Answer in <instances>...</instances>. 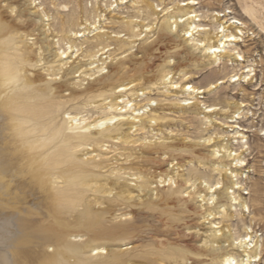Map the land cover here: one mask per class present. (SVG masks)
Listing matches in <instances>:
<instances>
[{
	"label": "bare ground",
	"instance_id": "obj_1",
	"mask_svg": "<svg viewBox=\"0 0 264 264\" xmlns=\"http://www.w3.org/2000/svg\"><path fill=\"white\" fill-rule=\"evenodd\" d=\"M14 1L0 0V264H155L159 259L172 257L177 250L189 252L191 249L185 250L176 241H170L169 236L177 234L179 214L172 218L162 206L182 198L186 179L180 178L178 185L171 187L172 180L175 183L181 174L159 177V185L152 188L142 178L139 161L144 160L143 155L120 154L121 158L102 170L105 165L93 158L86 160L84 156L88 151L82 153L90 149L88 146L100 149L106 141L125 140L128 124L157 121V115L151 112L126 117L121 114L122 107L130 100L119 107L120 97L126 92L134 95L141 84L129 77L132 69L123 65L125 56L115 58V61L113 58L107 61L109 55L100 57L107 50H99L116 39L110 38L108 44L91 52L86 69L95 67L92 73H84L79 81L49 82L46 75L55 76L56 73L43 74L42 67H36L41 61L44 64L62 59L66 57L62 53L67 52L65 49L60 51V48L51 49L54 42L49 41V36L53 33L48 34L46 25L42 24L46 20L45 13L36 9L31 11L36 6L28 0L19 5ZM116 1L118 4L124 2ZM195 3V0H188L181 5L189 7ZM172 17L160 23L162 35L158 42L181 37L180 44L186 46L193 30L198 32L201 29L195 24L198 18L193 12ZM83 24V33L70 31L65 35L67 42L72 36L84 35L90 27L95 28L86 21ZM127 24L134 36L140 34L133 30L132 21ZM138 26L143 28V25ZM227 35L237 37L238 29L232 27ZM227 35H223L225 39L222 41L221 34L209 36L204 32V38L195 44V49L201 52L199 58L216 57L217 54H212L210 49L231 42ZM28 39L33 40L28 42ZM156 42L148 43L147 53L154 49ZM238 55L233 59L240 60ZM170 61L167 57L164 64L170 66ZM94 62L96 65L90 67ZM63 64L62 76L69 71L75 74L82 67L71 64L63 67ZM174 68L172 65L163 70L161 78L166 80ZM84 79H87L85 85ZM223 81L220 79L221 83ZM216 85L212 83L210 87ZM182 87L183 91L191 89L196 93L206 89L188 83ZM101 96L103 99L110 97L107 102L110 112L106 117L86 122V118L79 115L82 108ZM69 103L74 104L67 111ZM233 106L237 104L231 103ZM113 119L116 120L111 122ZM224 152L225 157L231 156L230 152ZM211 154L216 155L215 152ZM154 158L163 160L162 156ZM169 162L171 168L178 164L173 160ZM226 172L227 169L224 177L233 187L231 193L242 189V184L231 179L232 171ZM105 175L107 181L101 182ZM166 181L170 183L166 184ZM161 183L166 186L163 190L158 189ZM200 183L195 184L189 193L195 195ZM227 184L223 183L220 188L215 186L211 191L216 195H211L210 186L200 189L203 198L197 207L207 205L206 196L211 195L216 203L228 199L241 206L243 211H249L248 204L239 194H228ZM254 191L258 205L259 187ZM182 212L180 210V214ZM255 219L264 222L259 212ZM243 230L244 234L233 236L224 227L222 230L212 228V239L199 246L197 256L216 258L214 264H257L262 258V243L253 239L251 223L244 225ZM237 241L242 243L237 244ZM187 260L182 258L180 264Z\"/></svg>",
	"mask_w": 264,
	"mask_h": 264
},
{
	"label": "rangeland",
	"instance_id": "obj_2",
	"mask_svg": "<svg viewBox=\"0 0 264 264\" xmlns=\"http://www.w3.org/2000/svg\"><path fill=\"white\" fill-rule=\"evenodd\" d=\"M24 1L15 0L14 4L19 5ZM186 1L124 0L118 4L116 0H28L32 6H36L31 11L36 9L46 14L42 24L46 25L48 34L53 33V36H49V41L54 42L51 49L60 48V51L65 49L67 52L63 54L66 57L44 64L41 61L36 68L42 67L43 74L56 73L55 76L46 75L49 82L79 81L84 73L95 70L91 66H95L96 62L90 64L91 69H86L89 67L87 63L91 52L108 44L110 38L116 39L114 43L99 50H107L100 57L109 55L107 61L109 58L115 61V58L125 56L123 65L132 69L129 77L141 84L134 95L126 92L120 97L122 102L119 107L130 100L122 107L121 114L126 117L151 112L157 115V121L151 124H128L130 127L125 140L115 138L106 141L100 149L88 146L90 149L82 151L84 154L88 151L84 158L88 161L93 158L105 165L102 170H106L113 161L121 158L120 154L143 155L144 160L139 161L142 178L152 188L159 185V177L170 176L172 173L181 174L175 183L172 180V188L178 185L180 178L186 179L182 187V198L162 206L172 214V218L179 214L177 234L169 236L170 241H176L180 247L191 250L183 253L177 250L172 257L159 259L155 264H180L182 258L188 259L185 264H214L216 258L196 254L204 241L212 239V228L222 230L224 227L233 236H238L244 234L243 226L250 223L254 230L253 239L257 238L262 243V258L257 264H264V222L255 219L257 212L264 217V0H195L192 6L181 5ZM1 4L7 8L4 2ZM191 12L198 18L195 24L201 29L198 32L193 30L186 46L180 44L181 37L158 42L162 35L159 32L162 21L170 16L173 19ZM215 13L224 15L217 16ZM85 21L95 28L90 27L84 35L72 36L67 42L64 37L70 31L83 33L81 26H84ZM127 21H132L133 30L139 35H133ZM223 26L225 33L232 27L238 29L237 40L224 42L226 47L221 48L216 57L200 59L198 55L201 52L195 49V44L204 38V32L209 36L215 33L223 35L220 32ZM145 27H148L147 31L143 30ZM224 39L223 36L222 41ZM32 40L28 39V42ZM152 41L159 44L156 42L154 49L147 53V45ZM70 44L72 47H69ZM236 54H240L238 56L243 59H233ZM184 56H187V60ZM167 57L171 60L170 66L164 64ZM62 64L63 67L69 64L81 65L80 71L75 72L79 75L69 71L62 76ZM172 65L175 67L173 73L163 80L161 72ZM233 75L239 77V80L234 81ZM220 79L224 81L221 83ZM86 82L87 79H84L83 85ZM185 83L207 90L200 93L192 92L191 89L183 91L182 85ZM212 83L217 85L210 87ZM103 98H96L95 102L82 108L79 115H83L86 122L96 117H106L110 112L107 107L110 97ZM185 100L192 103H183ZM231 103L237 106L231 107ZM72 104L67 111L72 108ZM210 105L213 106L212 113L206 110L211 108ZM225 150L230 152V157L224 156ZM211 152H220L221 155H212ZM157 156H162L163 160L157 161L154 158ZM170 160L178 164L171 168ZM226 169V173L232 171L231 179L242 184V189L231 193L232 184L224 177ZM106 178L107 175L101 182H106ZM199 182L198 192L195 195L189 193ZM226 182L229 186L228 194H239L248 204L249 211H243L241 206L228 199L216 203L215 199L210 198L216 195L211 190L217 184ZM162 184L158 189L166 187ZM208 186L211 191V195L206 196L208 204L198 208L203 198V192L199 190L207 189ZM256 187H259L261 194L258 205L254 191ZM180 210L183 211L181 214Z\"/></svg>",
	"mask_w": 264,
	"mask_h": 264
},
{
	"label": "snow or ice",
	"instance_id": "obj_3",
	"mask_svg": "<svg viewBox=\"0 0 264 264\" xmlns=\"http://www.w3.org/2000/svg\"><path fill=\"white\" fill-rule=\"evenodd\" d=\"M113 6L115 7V5H113ZM220 32H221L223 35H227V33H225V31H224L223 28H220ZM223 35H222V37H221L222 39H223ZM227 39H228L229 41L234 42V41L237 40V37H236L235 35H227ZM224 47H226V45L221 44L220 48L212 47V48L210 49V51H211L212 54H218V53L220 52V49H221V48H224ZM62 55H63V53H62ZM241 59H243V57H241ZM233 80H234V81L239 80V77H237V76H233ZM174 87H179V85H174ZM183 103L191 104L192 101H190V100H185V101H183ZM206 110H207L209 113H212V112H213V109H212V108H207ZM209 142H210V141H209ZM216 155H217V156H220L221 153H220V152H217ZM232 155L235 156L236 154H235V153H232ZM216 187H217V188H220L221 186H220L219 184H217ZM209 203H211V201H209ZM240 243H242V241H237V244H240Z\"/></svg>",
	"mask_w": 264,
	"mask_h": 264
}]
</instances>
